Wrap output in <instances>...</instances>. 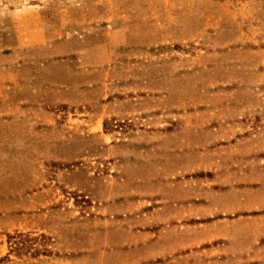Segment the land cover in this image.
<instances>
[{
  "label": "rangeland",
  "instance_id": "obj_1",
  "mask_svg": "<svg viewBox=\"0 0 264 264\" xmlns=\"http://www.w3.org/2000/svg\"><path fill=\"white\" fill-rule=\"evenodd\" d=\"M0 264H264V0H0Z\"/></svg>",
  "mask_w": 264,
  "mask_h": 264
}]
</instances>
